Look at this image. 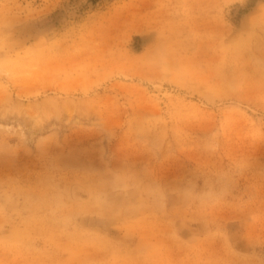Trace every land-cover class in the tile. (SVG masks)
<instances>
[{
  "label": "rangeland",
  "instance_id": "1",
  "mask_svg": "<svg viewBox=\"0 0 264 264\" xmlns=\"http://www.w3.org/2000/svg\"><path fill=\"white\" fill-rule=\"evenodd\" d=\"M0 264H264V0H0Z\"/></svg>",
  "mask_w": 264,
  "mask_h": 264
},
{
  "label": "bare ground",
  "instance_id": "2",
  "mask_svg": "<svg viewBox=\"0 0 264 264\" xmlns=\"http://www.w3.org/2000/svg\"><path fill=\"white\" fill-rule=\"evenodd\" d=\"M205 2V1H204ZM198 18H200V17H198ZM197 22L194 20L193 22H192V25H194V24H196ZM208 23V22H207ZM203 25H204V23H203ZM209 25H210V23H209ZM202 27V26H201ZM212 27V26H211ZM202 29V28H201Z\"/></svg>",
  "mask_w": 264,
  "mask_h": 264
}]
</instances>
